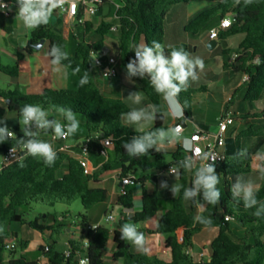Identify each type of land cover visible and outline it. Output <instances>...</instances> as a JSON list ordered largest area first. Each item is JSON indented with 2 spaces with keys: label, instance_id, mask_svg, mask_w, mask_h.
Masks as SVG:
<instances>
[{
  "label": "trees",
  "instance_id": "1",
  "mask_svg": "<svg viewBox=\"0 0 264 264\" xmlns=\"http://www.w3.org/2000/svg\"><path fill=\"white\" fill-rule=\"evenodd\" d=\"M14 1V0H8ZM196 0H119L121 8L116 12L119 31V55L121 56V70L125 73V65L131 59L133 52L130 45L145 42L151 45L153 40L164 44L166 9L180 3H189ZM216 1L218 5L214 9L199 13L186 27V32L196 35L204 29L216 17L220 19L231 16L233 24L227 31L219 34V39L243 35L239 44L237 58L231 63H225V67L232 68L237 73L247 76L244 85L237 89L228 103L229 107L241 92H244L246 102L260 100L264 91V0H253L247 6L241 0L240 5H234V0H209ZM102 7L100 8L101 11ZM6 17L0 14V27L6 33H12V29L6 26ZM114 25L101 21L94 33V41L88 42L87 36L91 33L93 24L88 21L84 26L77 28L82 39L75 45L70 43L61 32L55 30L51 22L47 26H41L31 30V43L37 44L42 40L49 42V50L52 45H60L70 54L72 70L79 66L80 73L75 75L78 82L86 70H89V83L83 87L67 89H47L42 94L30 95L19 89L4 91L0 89V98L6 102L5 107H0V118H5L7 113L15 114V118L6 123L15 137L6 142H0V157L12 146H17V138L23 136L20 127L19 110L25 104H39L48 109L52 105L71 108L79 116L80 125L87 131V138L91 139L90 152L99 154L100 140L113 139L112 153L102 167L86 174L79 159L67 153H57V159L53 166H46L42 159L27 156L20 162L3 167L0 171V264H39L38 261L30 262L24 255L7 260L6 242L13 241L12 225H26L40 233L50 232L51 243L49 251L45 253L48 264H80L82 258H86L88 264H105L103 251L113 237L115 250L112 259L114 262L122 261L123 264H264V216L257 218L253 215L255 209H246L243 201L234 200L230 192V178L248 174L251 172L252 157L249 154L226 155L225 161L216 165V172L220 176V184L217 186L221 193L217 205H206L203 216L210 218V227L218 229V235L210 245L212 251L209 259L203 262H195L188 254L193 247L194 237L200 233L202 227L194 223V204L183 198V191L190 186V173L181 169L180 182L182 188L178 197L170 200L171 207L160 217L154 228L139 229L145 236L143 248H137L128 241L120 239V230L111 231L110 228L99 225L95 229L90 227L87 213L95 206L107 201L108 193L103 188H94L93 184L99 183L104 177L119 172L120 179L135 176L137 172L143 174L142 178L135 182L156 181L154 173L164 171L175 166L186 154L182 148L171 154L172 161L168 162L167 154L151 150L146 156L131 157L122 147L124 142L130 141L133 136L141 133H132L119 118L121 112L129 111L127 104L116 98L106 97L100 90L94 74V65L91 51L102 52L105 47L111 29ZM183 48L178 46L175 48ZM170 49H166L168 52ZM27 52H32L29 47ZM228 55V50H223ZM51 58V57H50ZM107 56L103 55L102 59ZM259 58L260 63L254 61ZM23 54L17 55V62L13 65H5L0 57V75L16 77L19 74V61ZM68 64L69 61H64ZM126 74V73H125ZM137 81L142 92L152 104L161 107L162 97L157 94L147 78H133ZM195 92L188 88L180 93L182 103L187 102L185 109L186 118L192 116L191 97ZM9 101V102H8ZM162 110V108H161ZM56 113V112H53ZM164 120L157 119L155 128H163ZM3 126V125H0ZM50 133V132H48ZM98 136L95 139L94 136ZM66 165V172L61 173V168ZM264 168V160L259 164V170ZM257 199L264 202V181L256 191ZM80 201L85 213L80 215L79 226L83 229V239L70 240L67 252H60L57 248L56 236L64 234L71 222L70 215L56 213L54 219L49 220L37 217L33 221L24 218L23 210L32 204L55 207L59 204L71 206ZM161 199L157 192L143 191L142 210L131 219H127L128 213H122L124 218H119L121 227L127 221L148 223L160 212ZM119 204L124 209L134 206L132 191H126L120 196ZM40 221L45 224L40 223ZM183 231L180 240L179 232ZM165 237L162 255L158 248V237ZM84 239L89 241L85 245ZM22 250H26V242L20 241ZM44 248L41 250L44 252Z\"/></svg>",
  "mask_w": 264,
  "mask_h": 264
},
{
  "label": "crops",
  "instance_id": "2",
  "mask_svg": "<svg viewBox=\"0 0 264 264\" xmlns=\"http://www.w3.org/2000/svg\"><path fill=\"white\" fill-rule=\"evenodd\" d=\"M200 1V2H199ZM183 4V3H180ZM188 4L187 11L185 12L186 20L183 24L180 25L181 29L185 32V37L181 36L177 32H172L171 26H165V37H164V46L166 49H170L171 47H178L183 46L187 49L193 57L199 56L204 61V69L200 71L199 79L197 81L190 82V89H192L195 93L191 97V108H192V116L187 119V122L184 121H173L170 117L164 119L163 128L167 129L169 126L177 125L181 123L184 126L183 136L190 139L192 133H194L197 129H201L204 131L215 132L217 130V122L224 111L227 109L235 116V122L228 128L227 136H226V144L224 148L225 155L232 157L237 155L239 152L242 151L245 154H249L252 157V170L248 174H241L238 176H243V178H247V181H252L253 184L256 186V190H258L264 181V174L261 173L259 170V164L264 160V107L262 112L257 110H248L244 108L241 110L237 107L238 101L252 104L250 102H246L244 100V92H241L235 100L233 104L229 107L228 103L234 96L235 92L238 88L244 85L247 81V76L242 73H237L233 71L232 68L225 67V63H231L232 58L234 55L237 54L239 44L243 39V35H235L231 37H227L224 40L218 39V45L214 50H209L207 45L211 41L209 35L207 38L198 37L186 32L185 27L198 15L197 13H201L206 10L214 9L218 2L216 1H209V0H196ZM191 4H193L191 6ZM115 14V8L113 3H108L102 6L101 11L90 19V22L94 25L95 23L99 24L101 21L112 23L105 19L104 13L107 15L113 13ZM16 15H12L8 17L6 20V26L11 28L14 31L12 25L9 24L10 20L16 18ZM53 17L58 19L56 24H52V27L61 32L62 29L65 28V23L63 20H67L69 25L68 19L65 17H58L55 13H53ZM51 18V19H52ZM117 19V18H116ZM221 19L218 17L214 26H212L211 30L217 27L220 23ZM51 22V21H50ZM113 24V23H112ZM69 28L70 25H69ZM210 30V32H211ZM12 31V33H13ZM2 33H6L1 29ZM31 29H26L23 25L20 26L16 31L17 39L14 41V45L12 43H8L9 45L12 44L13 46L12 51H7V55L10 57L12 63H16L17 55L23 54V59L20 60L19 63V74L16 77H9L6 75H0V83L4 84L3 88H0L4 91H12L15 89H19L20 91L30 94V95H38L42 94L47 89H67V88H76L78 85V80L75 75L67 69V76L65 77L62 73H56L52 70V66L50 64L51 58L47 55L49 52V42L44 41L42 45L39 46L38 49L29 45V41L31 42L30 37ZM209 32V34H210ZM6 33V34H12ZM62 35L66 38L65 33L61 32ZM197 35V34H196ZM170 38V42H166V38ZM67 39V38H66ZM41 42V41H40ZM39 42V43H40ZM171 46V47H170ZM31 47L33 49L32 52H27L26 50ZM223 50H228L229 54L224 55L222 53ZM115 45L105 40V47L101 52L102 55L114 56L115 55ZM116 55H119V50ZM2 59V56H0ZM94 74L96 80L99 84L100 90L102 93L109 98H116L123 100L128 108L129 111L132 108L141 107L148 103H151L146 95L142 92L140 84L135 81L134 79L132 82L126 79V74L121 70L119 75L116 78H111L108 75L107 67L102 69L94 66ZM133 91H140L141 94L144 96V100L142 101L141 105H135L131 101H129L126 97L130 92ZM264 98V91L260 100L256 102H261ZM254 103V102H253ZM6 102L0 98V107H5ZM161 108L162 111L167 110V106L162 98L161 100ZM15 114L7 113L5 118L7 120H11L15 118ZM186 117V116H185ZM50 118H55L58 120L63 121V118L60 116L59 113H52ZM79 122L81 120L77 117ZM258 123V124H257ZM125 124V123H124ZM125 126L130 130L132 133H141L139 131H135V129L131 126L125 124ZM153 125L146 126L144 131L150 130ZM20 127L22 125L20 124ZM260 135L261 139L259 141H253L255 138ZM98 136H94L96 139ZM41 139L51 143L55 150H57L61 145H65L69 148V155L78 159L80 155V148L79 145L82 141L87 138V131L80 125L78 132L73 135L69 136L65 141L53 142L50 139V133H45V136H40ZM178 148H182L181 144H177L173 148H169L168 150L164 151L163 153L167 154L168 162L172 161L171 154L177 151ZM112 147L108 149V154L112 153ZM184 150V149H183ZM185 151V150H184ZM187 155V152L185 151ZM244 154V155H245ZM106 159L99 154L91 153L88 156V165L92 172L99 170L102 165L105 163ZM66 166V165H64ZM67 169V168H66ZM170 168L164 171H156L154 175L156 176V181H146L144 183L135 182L134 185L126 187V190L133 192L134 198V206H133V216L130 214L127 215V219H131L135 216L136 213L142 210V197L143 191L148 193L157 192L159 197L164 201L161 204V210L158 213L160 216H157L148 223H138L135 224L133 222L127 221L126 223L134 224L137 229H144V228H154L156 224L159 222L160 217L171 207L170 200L173 198L178 197L179 193L174 196L173 193L170 191L172 184H179L181 185L180 178L177 180L173 175L169 174ZM66 172V170L64 171ZM138 173L140 175L138 176ZM191 176V181L193 177V173L189 172ZM143 174L141 172H137L134 176L138 181L141 179ZM236 179V176L230 178V180ZM161 181H167L168 188H161ZM190 181V186H191ZM94 188H103L108 193V199L106 202L102 203V207L105 210L104 217H108L110 215H114L115 219L111 222L114 223L111 231L120 230V226L118 224L119 218H124L122 213H125L123 209H118L119 199H120V191L122 189V182L119 177V172L112 173L106 177H104L99 183L93 184ZM202 198V197H201ZM101 205V204H99ZM97 205V206H99ZM187 205L189 206V201H187ZM95 206V207H97ZM94 207V208H95ZM92 208L90 212L94 209ZM61 213V212H59ZM194 213L197 215V209L194 208ZM52 220V219H49ZM90 227L95 229L99 225L105 226L101 221L96 222L92 220L88 216ZM40 223L45 224L44 222L40 221ZM202 227L199 234H197L193 239V247L189 250V256L195 262H203L211 256V249L210 245L213 240L218 235V229L213 228L210 226H204L199 223ZM19 224L12 225V233L15 237L18 236V232L15 229ZM22 226V225H21ZM95 226V227H94ZM107 227V226H106ZM23 228L29 230L28 236L22 239L27 244V249L30 248L31 243L34 244H41L43 238L46 236L50 239V232L40 233L36 230L31 229L30 227L24 225ZM83 229L79 225H75L72 222L69 225L67 231L63 234L66 238L65 242V249L63 250L64 253L67 252L68 248L67 245L70 240L79 241L83 239L84 233ZM14 237V238H15ZM180 240L183 238V231L179 232ZM87 240V239H84ZM158 241V248L162 255L166 256V252L164 250V243L165 237L160 236L157 239ZM10 242V241H8ZM49 245V244H48ZM115 250V246L113 243V237L111 236L107 247L103 251V260L105 264H123L122 261L114 262L112 259L113 252ZM10 252L7 253V260L11 258H17L15 254L10 255ZM25 256V254H22ZM38 263L44 262L43 255L38 259H36Z\"/></svg>",
  "mask_w": 264,
  "mask_h": 264
},
{
  "label": "clouds",
  "instance_id": "3",
  "mask_svg": "<svg viewBox=\"0 0 264 264\" xmlns=\"http://www.w3.org/2000/svg\"><path fill=\"white\" fill-rule=\"evenodd\" d=\"M252 2L253 0H243L245 6ZM64 3L65 0H16L18 5L16 16L26 29L35 30L41 26H47L54 11L61 8ZM240 4L241 0H234V5ZM0 9L10 10L5 3H0ZM130 49L134 57L125 65L126 79L132 82L134 77L147 78L154 91L163 98L167 110L162 111L160 106L148 103L132 108L130 111L121 112L119 118L125 124L143 133L124 142L122 147L131 157L146 156L151 150L164 152L177 144H181L186 152H190L191 155H186L170 168L169 174L178 180L181 169L193 173L191 186L184 189L183 198L186 201H192L197 209L194 223L210 226L211 219L203 216L202 213L206 205L215 206L221 198L217 187L221 181L216 172V154L194 148L192 140L182 135V125L144 131L146 126L153 125L157 119L164 120L170 117L173 121L187 122L188 118L185 117L187 102H181L180 93L190 87V82L199 79L198 73L203 71L204 61L199 56L193 57L182 47H171V50L166 52L165 46L156 40H153L151 45L145 42L133 43ZM47 55L51 57L52 70L66 77L67 69L71 67L69 52L60 45L54 44ZM64 61L69 63L64 64ZM254 63L259 64V58ZM80 71L81 69L77 66L72 70V75H77ZM89 74V70L83 73L78 82L79 86L83 87L89 83ZM126 98L135 105H141L144 100L140 91L130 92ZM53 112L59 113L64 122L50 118ZM19 113L23 136L17 138V147L24 151L25 156L40 158L46 166H53L57 159V151L51 143L40 138L41 133L51 132L54 139H66L75 135L80 128L76 113L71 108L63 106L52 105L45 109L39 104H25L20 108ZM0 125H3L0 126V142H6L16 136L8 127L6 118H0ZM105 143L109 142L105 141ZM10 151L15 153L16 148L11 147ZM244 154L242 151L238 155ZM20 166H24L23 158ZM260 171L264 174V168ZM161 188H168L167 181H161ZM181 188L182 185L172 184L170 191L176 196ZM256 191L253 182L245 181L242 177H237L230 188L232 198L237 201L242 200L246 209H255L253 215L260 218L264 216V202L257 199ZM112 218L109 217V219ZM2 231L3 228L0 227V232ZM120 239L130 242L137 248H143L145 244L144 234L132 223H124L121 226ZM84 243L88 245L89 241L84 240ZM81 264H88V262L82 260Z\"/></svg>",
  "mask_w": 264,
  "mask_h": 264
},
{
  "label": "built area",
  "instance_id": "4",
  "mask_svg": "<svg viewBox=\"0 0 264 264\" xmlns=\"http://www.w3.org/2000/svg\"><path fill=\"white\" fill-rule=\"evenodd\" d=\"M116 0H65V3L61 8H57L54 13L58 17H65L68 19L69 25L72 29H76L85 25L86 22L90 21L91 18L95 17L102 6L108 3H113L115 8V13L119 8H121V3L114 2ZM0 3H5L8 5L9 9H0V14L5 15L6 17H11L12 15H16L18 5L16 4V0L8 1V0H0ZM233 24V18L231 16H226L221 19L219 25L213 28L209 34V38L211 40H218L219 34L222 31H227ZM118 30V26H113L111 31ZM91 57L93 60V65L98 68H106L108 69V75L111 78H116L120 71H121V56L114 55L108 56L105 60L102 59L101 52L92 50ZM134 57V53L131 58ZM237 58V54L233 56L232 62L235 61ZM64 122V121H62ZM235 122V116L224 109L222 114L220 115L218 122H217V130L215 132L204 131L201 129H197L194 133H192L190 139L193 142L194 148H199L205 152H213L217 156L216 165L223 163L225 161L226 155L224 152L225 144H226V136L228 128L233 125ZM177 125H182L181 123ZM184 132V126L182 125V134ZM50 139L53 142L65 141L68 139H54L52 133L50 132ZM98 139V137L96 138ZM108 141L109 143H105ZM90 143L91 139L86 138L82 141L79 145L80 148V155L78 157L81 165L83 166L86 174H92V170L88 165V156L91 154L90 152ZM101 148L99 149V155L104 157L106 160L108 159V149L113 147V139L112 138H104L99 141ZM12 148H16L15 153H11V147L0 157V171L3 167L12 165L14 163L20 162L21 159L23 160L27 157L25 156L24 151L17 147L12 146ZM57 153H69V148L65 145H61L57 150ZM187 155H191L190 152H187ZM171 168V167H170ZM136 178L134 176H128L124 179H121L122 182V189L120 191V196L126 193V187L134 185ZM113 217L109 219V217ZM107 217V220L113 221L115 219L114 215H110ZM17 244L14 242H6V249L8 251H13L17 248ZM49 251L48 246H45L43 252L44 262H40L39 264H48L47 259L45 258V253ZM85 260L86 258H82L81 261Z\"/></svg>",
  "mask_w": 264,
  "mask_h": 264
},
{
  "label": "rangeland",
  "instance_id": "5",
  "mask_svg": "<svg viewBox=\"0 0 264 264\" xmlns=\"http://www.w3.org/2000/svg\"><path fill=\"white\" fill-rule=\"evenodd\" d=\"M116 3L119 2V0L114 1ZM200 2V1H199ZM193 4H191L192 6ZM188 7H190L188 4H176L173 6H169L166 9V19H165V26L169 27L171 26V31L172 32H177L179 33L181 36L185 37V32L183 31V29H181L180 25L183 24L186 20V15L185 12L187 11ZM199 14V13H197ZM105 15V19L112 22L113 25L115 27L118 26V21L115 17L114 12L111 13L110 15L107 13H104ZM218 17H216L212 22H210L204 29H202L197 35L195 36H200L203 38H207L209 35V32L212 28V26H214V24L216 23ZM64 21V25L65 28L61 30V32L65 33V36L67 39L70 40L71 46L75 45L78 41H80L82 39V35L80 34V32H78L77 34L75 33V29L69 28V25L67 23V20H63ZM58 22V19L56 17H53L51 19V23L54 25ZM10 25L13 26L14 31L12 34H6V33H2L1 32V27H0V56H2V63L5 65H13L10 57L6 54L7 51H12V46L14 45V41L17 39L16 36V31L17 29L22 26L23 24L20 22V20L18 19V17L10 20L9 22ZM99 24L95 23L91 29V33L88 34L87 36V41L88 42H93L94 39V31L97 28ZM107 40L110 41L111 43H113L115 45V55L117 54L119 48H120V43H119V31H111L107 37ZM12 43V44H8V43ZM166 42H170V38L167 37L166 38ZM183 46H185V44H182ZM4 84L1 82L0 83V88H3ZM242 106V107H241ZM242 108L241 110H243L244 108H247L248 110H257L262 112V109L264 107V98L261 102H254L252 104H248V103H244V102H240L238 101L237 103V107L236 108ZM79 117V116H77ZM258 124V123H257ZM132 130V128L130 129V131ZM42 136H45V133H42ZM261 136L258 135L255 140L253 141H259L261 138ZM66 170V166H63L60 170L61 173H63ZM140 175V173H138V176ZM237 177H242L243 176H236ZM236 179H233L230 181V185H232ZM245 181H247V178H243ZM202 197V194H201ZM59 212H63L66 213L68 215H70L71 217V222H74L75 225H79L80 222V215L84 214V208L83 205L80 201L75 202L74 204H72L71 206H67V205H63V204H59L55 207H49V206H44V205H39V204H32L31 207L29 208H25L23 210L24 213V218L27 221H33L35 220L37 217H42L43 219H51L52 216H54L56 213ZM104 213L105 210L102 207V204L95 207L91 212L89 211L87 213V216H89L92 220L99 222L101 221L105 226H107L108 228H112L114 223L107 220L106 217H104ZM160 216V214L157 216V218ZM20 225V224H19ZM24 225H20V226H15L17 232H18V236L13 238V241L16 243L18 246L15 250L10 251V255L15 254V256L18 258L20 257L22 254H25V257L30 261H36V259L40 258L43 255V252L41 250L42 247L47 246L48 244L51 243V240L48 239L46 236L43 238V241L41 244H34L31 243V246L29 249L27 250H22L20 247V241L25 238V236H28L29 230L23 228ZM56 240H57V248L60 252H63V250L65 249V236L63 234L61 235H57L56 236Z\"/></svg>",
  "mask_w": 264,
  "mask_h": 264
},
{
  "label": "water",
  "instance_id": "6",
  "mask_svg": "<svg viewBox=\"0 0 264 264\" xmlns=\"http://www.w3.org/2000/svg\"><path fill=\"white\" fill-rule=\"evenodd\" d=\"M45 40H42L40 43H37V44H32L30 41H29V45L34 47L35 49H38L40 45H42L44 43ZM218 45V41L217 40H211L207 47L209 50H214L216 48V46ZM108 70V69H107ZM9 102V101H8ZM118 209H123V207L121 205H118ZM133 208H130V209H124V211L128 214H130L131 216H133ZM51 219H54V216L51 217Z\"/></svg>",
  "mask_w": 264,
  "mask_h": 264
}]
</instances>
